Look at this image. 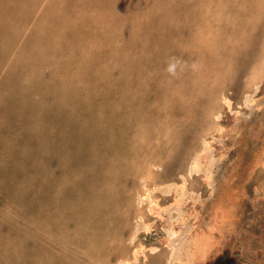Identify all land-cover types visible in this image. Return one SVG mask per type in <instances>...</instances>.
Segmentation results:
<instances>
[{"label": "rangeland", "instance_id": "374dc122", "mask_svg": "<svg viewBox=\"0 0 264 264\" xmlns=\"http://www.w3.org/2000/svg\"><path fill=\"white\" fill-rule=\"evenodd\" d=\"M126 262L264 264V0H0V264Z\"/></svg>", "mask_w": 264, "mask_h": 264}, {"label": "bare ground", "instance_id": "6f19581e", "mask_svg": "<svg viewBox=\"0 0 264 264\" xmlns=\"http://www.w3.org/2000/svg\"><path fill=\"white\" fill-rule=\"evenodd\" d=\"M214 16V15H213ZM259 68V67H258ZM225 101H227V99H225ZM226 103V102H225ZM189 174V173H188ZM182 179V178H181ZM182 182H183V179H182ZM162 185H165V183L164 184H162ZM141 192V191H140ZM125 264H128V262H126Z\"/></svg>", "mask_w": 264, "mask_h": 264}]
</instances>
